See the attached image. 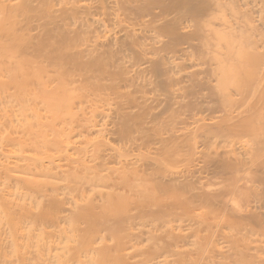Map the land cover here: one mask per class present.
<instances>
[{
    "label": "bare ground",
    "instance_id": "obj_1",
    "mask_svg": "<svg viewBox=\"0 0 264 264\" xmlns=\"http://www.w3.org/2000/svg\"><path fill=\"white\" fill-rule=\"evenodd\" d=\"M0 264H264V0H0Z\"/></svg>",
    "mask_w": 264,
    "mask_h": 264
}]
</instances>
